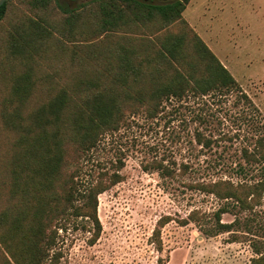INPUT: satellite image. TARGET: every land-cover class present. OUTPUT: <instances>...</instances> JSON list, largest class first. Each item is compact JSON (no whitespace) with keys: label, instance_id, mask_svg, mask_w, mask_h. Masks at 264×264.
Instances as JSON below:
<instances>
[{"label":"rangeland","instance_id":"rangeland-1","mask_svg":"<svg viewBox=\"0 0 264 264\" xmlns=\"http://www.w3.org/2000/svg\"><path fill=\"white\" fill-rule=\"evenodd\" d=\"M119 7L122 17L104 28L100 0H48L41 7L32 0H8L0 20V109L26 64L36 80L31 108L50 95L55 84L54 91L84 78L112 80L121 46L133 49L136 60L151 53L166 33L184 35L188 59L196 33L249 99L238 91L188 95L165 101L155 118L128 107L125 123L105 134L82 165V185L99 170L119 169L122 175L97 196L100 234L90 243V231L80 225L70 223L66 231L59 230L57 264H250L251 241L264 239V189L259 200L250 196V206L241 208L194 183L220 178L264 181V160L247 161L243 152L264 137V0H189L181 17L169 25L160 16L139 18L125 5ZM61 8L73 13L64 14ZM32 21L48 34L27 60L13 55L10 44L20 37L16 29L30 31L27 24ZM150 70L138 78L146 89L153 81ZM12 138L0 123V209L6 205L1 157ZM223 205L227 209L221 221H234L232 230L206 234Z\"/></svg>","mask_w":264,"mask_h":264},{"label":"trees","instance_id":"trees-1","mask_svg":"<svg viewBox=\"0 0 264 264\" xmlns=\"http://www.w3.org/2000/svg\"><path fill=\"white\" fill-rule=\"evenodd\" d=\"M47 1L32 0V3L41 7ZM100 1L106 28L122 17L123 10L119 7L122 5L133 16L147 19L160 16L169 25L181 17L189 0L161 4L138 0ZM7 5L8 0L0 5V20ZM86 6L85 3L78 10ZM62 11L73 13L70 9ZM27 26L30 31L23 26L16 29L20 37L12 38L10 52L28 60L48 32L37 21ZM192 40V59L187 58L190 53L184 50L185 37L179 33L164 34L151 53L136 60L133 49L121 46L112 80L84 78L74 81L73 87L67 83L54 91L55 84L50 87V95L31 108L28 105L36 86L31 65L26 64L25 70L14 77L0 109L1 126L13 135L3 156L1 153L6 205L0 209V264H57L61 257L57 248L59 230L66 231L70 223L90 231V243L96 241L101 231L96 213L97 196L121 181L122 175L119 169L113 172L103 169L82 185V165L105 134L119 130L125 123L130 115L126 112L128 107L133 105L135 111L155 118L163 110L165 101L182 100L188 95L238 91L249 99L227 67L196 33L192 34ZM147 68L153 74L149 89L138 79ZM200 71L202 75H198ZM160 74H164L162 79ZM135 86L138 89L132 90ZM198 141H203L201 135ZM243 152L247 161H263L264 137L255 140L251 151L243 149ZM121 166L122 163L118 168ZM194 184L222 200L236 202L241 208L250 206L247 201L250 196L252 200H259L264 189L263 180L234 183L220 178ZM226 209L223 205L215 211V223L206 234L232 230L234 221L223 222L220 218ZM157 233L155 229L153 235ZM251 247L254 255L250 264H264V239L251 241Z\"/></svg>","mask_w":264,"mask_h":264},{"label":"flooded vegetation","instance_id":"flooded-vegetation-1","mask_svg":"<svg viewBox=\"0 0 264 264\" xmlns=\"http://www.w3.org/2000/svg\"><path fill=\"white\" fill-rule=\"evenodd\" d=\"M69 1H73V0H69ZM145 3H152V4H161V3H166L169 1H161V0H142Z\"/></svg>","mask_w":264,"mask_h":264},{"label":"crops","instance_id":"crops-1","mask_svg":"<svg viewBox=\"0 0 264 264\" xmlns=\"http://www.w3.org/2000/svg\"><path fill=\"white\" fill-rule=\"evenodd\" d=\"M191 1H192V0H190V3H191ZM184 11H185V10H184ZM184 11H183V12H184ZM190 24L194 27V24H193V23L190 22ZM194 28H195V30H196L198 33H200L197 27H194ZM220 61H221V60H220ZM221 62H222V61H221ZM222 63H223V62H222ZM224 65H225V64H224Z\"/></svg>","mask_w":264,"mask_h":264},{"label":"water","instance_id":"water-1","mask_svg":"<svg viewBox=\"0 0 264 264\" xmlns=\"http://www.w3.org/2000/svg\"><path fill=\"white\" fill-rule=\"evenodd\" d=\"M5 0H0V5L4 2ZM161 1H173V0H161Z\"/></svg>","mask_w":264,"mask_h":264}]
</instances>
